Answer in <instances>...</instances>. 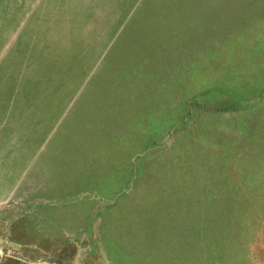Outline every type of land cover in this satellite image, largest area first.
<instances>
[{
  "label": "rangeland",
  "instance_id": "374dc122",
  "mask_svg": "<svg viewBox=\"0 0 264 264\" xmlns=\"http://www.w3.org/2000/svg\"><path fill=\"white\" fill-rule=\"evenodd\" d=\"M0 264H264V0H0Z\"/></svg>",
  "mask_w": 264,
  "mask_h": 264
}]
</instances>
